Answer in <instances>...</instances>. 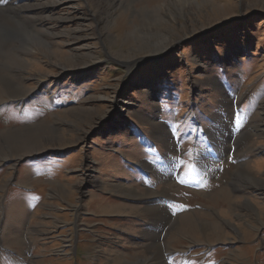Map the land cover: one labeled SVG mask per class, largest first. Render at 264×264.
Listing matches in <instances>:
<instances>
[{
	"label": "rangeland",
	"instance_id": "rangeland-1",
	"mask_svg": "<svg viewBox=\"0 0 264 264\" xmlns=\"http://www.w3.org/2000/svg\"><path fill=\"white\" fill-rule=\"evenodd\" d=\"M188 2H0V264H264V0Z\"/></svg>",
	"mask_w": 264,
	"mask_h": 264
},
{
	"label": "bare ground",
	"instance_id": "bare-ground-1",
	"mask_svg": "<svg viewBox=\"0 0 264 264\" xmlns=\"http://www.w3.org/2000/svg\"><path fill=\"white\" fill-rule=\"evenodd\" d=\"M176 1H178V2H187V3H189L188 1H190V0H176ZM18 2H19V0H18ZM175 2V1H174ZM193 3V2H192ZM7 6H9V8H13V6L9 3V2H7ZM18 6H19V4H16V6H15V8H18ZM184 6V5H183ZM182 6V7H183ZM221 121V120H220ZM154 123V122H153ZM259 130H260V128H259ZM223 134H225V133H223ZM158 155V154H157ZM125 193V192H124ZM130 193V192H129ZM126 195V194H125ZM131 195H133V194H131ZM127 197V196H126ZM130 197V196H129ZM137 197H139L138 195H137ZM136 198V197H135ZM128 199V198H127ZM130 199V198H129Z\"/></svg>",
	"mask_w": 264,
	"mask_h": 264
},
{
	"label": "crops",
	"instance_id": "crops-1",
	"mask_svg": "<svg viewBox=\"0 0 264 264\" xmlns=\"http://www.w3.org/2000/svg\"><path fill=\"white\" fill-rule=\"evenodd\" d=\"M157 201H154V204L156 203Z\"/></svg>",
	"mask_w": 264,
	"mask_h": 264
},
{
	"label": "snow or ice",
	"instance_id": "snow-or-ice-1",
	"mask_svg": "<svg viewBox=\"0 0 264 264\" xmlns=\"http://www.w3.org/2000/svg\"><path fill=\"white\" fill-rule=\"evenodd\" d=\"M0 2H2V0H0Z\"/></svg>",
	"mask_w": 264,
	"mask_h": 264
}]
</instances>
